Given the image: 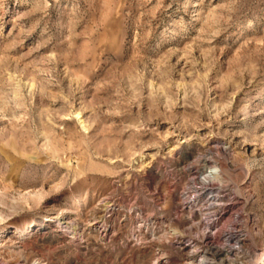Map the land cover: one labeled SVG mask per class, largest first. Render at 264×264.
<instances>
[{
	"label": "rangeland",
	"instance_id": "1",
	"mask_svg": "<svg viewBox=\"0 0 264 264\" xmlns=\"http://www.w3.org/2000/svg\"><path fill=\"white\" fill-rule=\"evenodd\" d=\"M0 243L264 264V0H0Z\"/></svg>",
	"mask_w": 264,
	"mask_h": 264
},
{
	"label": "bare ground",
	"instance_id": "2",
	"mask_svg": "<svg viewBox=\"0 0 264 264\" xmlns=\"http://www.w3.org/2000/svg\"><path fill=\"white\" fill-rule=\"evenodd\" d=\"M222 169H227V165H225L224 163L222 164ZM50 210V209H48ZM49 217V222H55V223H58L60 225H66V227H69L70 226V222L66 219V220H63V218L61 217H54V216H48ZM235 223V222H234ZM36 223H31L30 226H34ZM46 225V224H45ZM73 226V225H72ZM74 227V226H73ZM72 227V228H73ZM70 229V228H69ZM24 235V234H23ZM243 236H240V235H237L234 237V239L237 240L236 244L239 245V248L242 249L244 248L243 250L246 252H244L245 255H248V257L250 256L251 258L254 257L256 254H255V248H253V246H251L249 243H250V239L249 237H245V238H242ZM9 240L8 237L4 238L2 240V243H5ZM0 243V246H3V244ZM2 244V245H1ZM240 244H242L240 246ZM237 250V249H236ZM218 251V250H217ZM239 253V251H238ZM247 257V258H248Z\"/></svg>",
	"mask_w": 264,
	"mask_h": 264
}]
</instances>
